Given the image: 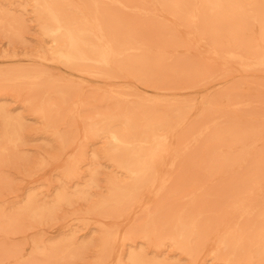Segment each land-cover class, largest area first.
Here are the masks:
<instances>
[{"label": "rangeland", "instance_id": "374dc122", "mask_svg": "<svg viewBox=\"0 0 264 264\" xmlns=\"http://www.w3.org/2000/svg\"><path fill=\"white\" fill-rule=\"evenodd\" d=\"M57 1L85 9L108 30L118 43L117 62L138 60L144 49L149 57L127 69L66 64L41 38L32 0H0V107L23 124L21 141L7 143L0 121V264H117L118 255L125 264L130 249L121 238L158 205L178 209L189 194L201 220L212 225L220 223L234 196L264 199V0L221 12L196 0L181 7L160 0ZM256 10L260 21L249 17ZM228 41L248 51H239L242 60L213 53L214 43ZM26 72L37 75L16 78ZM139 101H147L142 115L172 120L164 166L171 181L158 203L144 197L118 217L108 211L100 218L85 215L88 202L74 197L42 220L20 215L28 195L51 207L61 191L71 193L77 183L87 188L89 170L98 172L97 187L89 192H101L114 168L101 155L104 139L84 140L82 129L116 108L136 115ZM38 106L53 122L50 130L69 140L63 149L33 113ZM81 153L80 174L65 180L64 168ZM252 205L261 206L255 200ZM100 228L115 234L103 261L97 260L103 252ZM157 258L168 264L218 263L205 249L192 259L168 249Z\"/></svg>", "mask_w": 264, "mask_h": 264}, {"label": "bare ground", "instance_id": "6f19581e", "mask_svg": "<svg viewBox=\"0 0 264 264\" xmlns=\"http://www.w3.org/2000/svg\"><path fill=\"white\" fill-rule=\"evenodd\" d=\"M32 1L41 38L47 41L49 49L56 58L66 64L74 66L82 63L104 69L113 67L127 69L131 65H141V60L149 57V53L144 49L138 60L117 62V56L120 53L118 43L111 41L105 27L96 20L92 21L88 18L89 13L85 9H67L66 5H61L57 0ZM160 1L176 7L185 6L188 2V0ZM196 3L208 4L215 12H221L241 3L254 6L259 2L196 0ZM73 11L81 17H75ZM249 17L252 20H262L259 19L257 10L253 11ZM214 46L213 53L223 60H242L244 55L239 51L248 53L235 41H228L224 46L214 43ZM260 58L259 62L264 64V55H260ZM101 74L106 73L101 72ZM36 75L26 72L16 78L33 79ZM146 104L147 101L137 103L136 115L129 113L128 110L120 111L116 108L110 114H100L99 119L83 127L84 140L99 136L104 139L101 155L114 168L103 179L101 192H89V189L97 187L98 173L96 169L89 170V181L84 184L87 188L79 189L77 183L73 192L61 191L51 207L39 204L36 198L28 195L19 211L20 215L27 219L42 220L52 215L59 205H68L74 197L83 198L88 202L85 215H96L100 218L109 215L108 211H115L118 217L122 211L140 203L144 197L158 203V200L166 195L167 184L171 181L169 168L164 169V166L169 144L168 132L172 129V120L149 114L142 115L140 108ZM33 113L43 119L45 132H50L63 149L69 140L55 128L50 130L53 122L51 123L47 118L44 108L38 106L33 109ZM0 121L1 140L7 143L20 142L22 121L11 117L3 107H0ZM83 157L84 154L81 153L78 158L67 164L63 171L65 180H72L80 174ZM186 197V202L185 194L181 197L182 202L178 209L169 205L164 209L158 205L154 212L146 211L145 217L136 223L125 237L121 238V245L130 249L125 256V264H168L163 259L157 258L166 249L189 259L195 258L201 250L205 249L210 257L209 260L213 263L218 262L217 264H264V199L259 200L260 195L256 196L259 198L254 197L255 199L249 196L245 198L234 196L228 201L230 209L220 223L212 225H207V222L201 220L202 213L194 208L193 198L190 199L189 194ZM253 200L258 201L261 206L257 209L253 208ZM243 218L246 222L240 224ZM100 233L103 252L97 260L103 261L106 257L105 250L111 248L115 234L104 228H100ZM68 243L71 246V243ZM144 248L150 250L156 257L148 258ZM117 257L116 263L123 264L121 263L123 257L121 255Z\"/></svg>", "mask_w": 264, "mask_h": 264}]
</instances>
